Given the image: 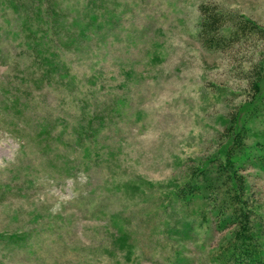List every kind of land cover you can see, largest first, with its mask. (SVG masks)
Returning <instances> with one entry per match:
<instances>
[{
    "label": "rangeland",
    "instance_id": "rangeland-1",
    "mask_svg": "<svg viewBox=\"0 0 264 264\" xmlns=\"http://www.w3.org/2000/svg\"><path fill=\"white\" fill-rule=\"evenodd\" d=\"M103 1L116 21L68 51L78 92L93 90L86 112L99 116L85 149L72 127L86 112L71 106L70 88L64 97L31 86L24 96L37 103L6 104L29 61L14 55L4 30L14 23L0 11V264H213L231 228L210 218L188 231L181 221L202 200L175 193L198 166L225 171L217 163L225 128L264 70V0ZM236 28L252 32L236 37ZM40 115L55 122L48 143L37 139ZM253 147L242 193L264 221V149Z\"/></svg>",
    "mask_w": 264,
    "mask_h": 264
},
{
    "label": "trees",
    "instance_id": "trees-1",
    "mask_svg": "<svg viewBox=\"0 0 264 264\" xmlns=\"http://www.w3.org/2000/svg\"><path fill=\"white\" fill-rule=\"evenodd\" d=\"M63 1L0 0L1 13H6L14 23L12 27L4 29L18 50L14 55L29 61L23 68L19 70L17 68L14 74L17 82L5 96L6 104L15 110L18 107L29 106L31 101L37 103L33 96H28V94L24 96V92L28 93L27 89H31V86L36 87L40 92L45 88H51L59 94L63 93L64 97L70 96L69 90H71V106L85 112L88 110L86 96H89V92L93 90H88L85 94L78 92L84 87V83L82 84V81L77 79L68 51L73 50L74 52L83 48L84 42L89 39L93 31L101 33L107 22L116 21L115 15L112 9L106 8L103 0H74L72 3H68L69 5L62 4ZM69 6L71 11L73 7L81 6V14L71 15ZM217 22H220V19L216 15L212 21L204 22L203 25L208 26L211 23L216 25ZM244 32L251 33L252 30L236 28L233 35L239 37ZM208 33H206V39L214 43L215 38ZM3 60L7 61V55L5 58L3 57ZM256 76L251 100L236 108L230 117V124L225 128L228 132V139L223 143L220 149L223 153H220L221 157L217 160L219 166L225 171L211 170L208 166L211 162L203 164L201 167L198 166L193 171L191 179L179 185L175 193V197L181 201L187 198L189 201V196L196 199L199 197L202 200L200 206L192 207V213H189L191 218L181 221L185 225L187 224L188 228H185L188 231L193 230L196 226L202 227L203 223L210 222V218H213L215 227L219 231L231 228L230 236L227 235L225 242L211 255L209 261L213 264H264V221L261 220V215L258 216L255 213L254 207L242 193V170H245L247 165L254 161V156L250 157L253 146H261L264 149V112L260 111L262 108H258L262 103L264 109V70L262 68L258 70ZM91 83L93 85V82ZM90 87L86 83V88L90 89ZM21 101L27 102L22 104ZM49 117L45 118L40 115L38 118V120H43L36 133L40 142L48 143L52 128L55 127V122H50ZM98 119L99 116L95 111L93 113L86 112L74 125L71 124V126L73 125L72 134L83 149L86 148L84 144L88 141L89 136L97 129L94 121ZM248 120L251 123L260 120L257 124H261V127L248 126ZM65 131L66 129H63L58 135L64 134ZM247 132L253 136L256 144L254 141L253 145V143L244 140L246 137L244 134ZM260 152L264 153V151ZM63 163L65 167L68 166L67 161ZM236 163L240 164L241 168H236ZM203 172H205V176L203 179L199 178V174ZM204 180L207 181L206 185L202 182ZM190 186H196L199 190L189 192ZM195 202L193 201V203ZM205 207H207L206 210ZM182 235L173 236L182 239Z\"/></svg>",
    "mask_w": 264,
    "mask_h": 264
}]
</instances>
